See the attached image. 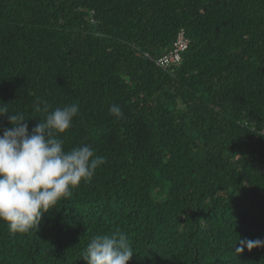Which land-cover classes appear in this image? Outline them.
<instances>
[{
  "label": "trees",
  "instance_id": "trees-1",
  "mask_svg": "<svg viewBox=\"0 0 264 264\" xmlns=\"http://www.w3.org/2000/svg\"><path fill=\"white\" fill-rule=\"evenodd\" d=\"M0 101L29 131L79 105L58 138L106 157L37 229L0 221V264H86L118 231L128 264H264L235 251L264 241V0H0Z\"/></svg>",
  "mask_w": 264,
  "mask_h": 264
},
{
  "label": "clouds",
  "instance_id": "clouds-1",
  "mask_svg": "<svg viewBox=\"0 0 264 264\" xmlns=\"http://www.w3.org/2000/svg\"><path fill=\"white\" fill-rule=\"evenodd\" d=\"M35 110L46 116L29 131V119L22 112L10 113L8 104L0 101V117H7L11 125L0 135V221L16 233L37 229L45 213L81 182H91L96 169L106 163V157L98 156L87 144L65 150L64 141L58 138L72 126L79 105L52 111L48 105H37ZM109 111L117 118L123 116L116 104ZM239 244L237 253L245 247L264 246V241L240 240ZM133 255L129 239L118 231L94 236L82 259L86 264H128Z\"/></svg>",
  "mask_w": 264,
  "mask_h": 264
},
{
  "label": "built area",
  "instance_id": "built-area-1",
  "mask_svg": "<svg viewBox=\"0 0 264 264\" xmlns=\"http://www.w3.org/2000/svg\"><path fill=\"white\" fill-rule=\"evenodd\" d=\"M187 49V40L180 33L172 44L171 49L156 60V66L166 69L168 66L178 64L181 61V54Z\"/></svg>",
  "mask_w": 264,
  "mask_h": 264
}]
</instances>
